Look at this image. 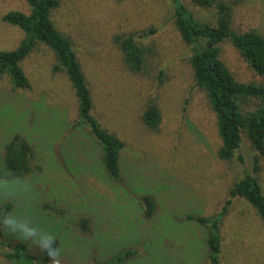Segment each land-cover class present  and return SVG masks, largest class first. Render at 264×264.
I'll return each mask as SVG.
<instances>
[{"label": "rangeland", "instance_id": "374dc122", "mask_svg": "<svg viewBox=\"0 0 264 264\" xmlns=\"http://www.w3.org/2000/svg\"><path fill=\"white\" fill-rule=\"evenodd\" d=\"M182 1L201 21L216 22L215 7ZM224 1L234 4L236 31L264 35V0ZM10 10L30 9L25 0H0V50L17 48L25 36L2 20ZM52 19L73 40L95 115L125 142L123 183L106 176L102 148L89 128L73 129L79 119L73 87L65 72H54V53L38 43L21 64L31 89H13L8 76L0 83V162L5 144L19 133L35 145L42 168L17 181L0 180V215L11 202L10 214L58 238L60 264H92L131 248L137 255L127 264H207V230L186 216L220 213L247 172L264 189V155L243 133L236 157L226 162L217 156L216 116L194 83L191 49L180 40L172 0H61ZM118 34H134L148 48L143 73L124 64L114 43ZM221 58L239 81L264 83L232 44L222 45ZM153 100L162 115L154 132L141 120ZM256 105L252 101L243 110ZM144 195L157 199L151 219L144 216ZM3 233L4 240L27 242L31 253L41 252L4 227ZM221 236L222 264H264V224L246 199H233ZM0 264L13 263L0 256Z\"/></svg>", "mask_w": 264, "mask_h": 264}, {"label": "trees", "instance_id": "16d2710c", "mask_svg": "<svg viewBox=\"0 0 264 264\" xmlns=\"http://www.w3.org/2000/svg\"><path fill=\"white\" fill-rule=\"evenodd\" d=\"M118 2L122 0H116ZM202 8L217 9L216 22H203L182 0H172L173 19L180 40L189 46L188 57L194 83L207 95L216 116L217 133L221 144L217 156L222 161H231L241 148L243 133H246L254 149L264 155V83L241 82L222 60V45L230 43L240 53L253 72L264 80V35L257 30L238 32L233 27L234 4L224 0H192ZM29 12L10 10L2 20L21 29L25 36L17 48L0 50V83L5 76L10 78L13 89H31L22 62L35 50L38 43L46 45L55 55L54 72H65L78 101V121L73 129L87 126L89 133L102 148V163L106 176L115 184L123 183L122 153L125 142L95 115V100L86 73L81 64L73 40L56 26L52 19L54 10L61 6V0H25ZM155 30H152L154 32ZM114 43L122 54L124 64L135 73H143L147 63L148 48L134 34L117 35ZM256 101L251 110L243 106ZM141 120L148 130L159 129L162 121L161 109L156 101L149 102L141 114ZM0 162V180L14 181L29 177L42 167L37 164L35 145L22 134H15L4 147ZM240 159L242 157L239 156ZM244 198L255 209L264 224V189L259 178L245 173L229 190V198L223 210L210 217L189 214L186 219L207 230V264H222L221 223L234 198ZM146 219L153 218L158 209L156 197L142 196ZM13 208L7 202L1 211L10 213ZM55 215V214H54ZM87 219L80 224L87 231ZM0 224V256L13 264H51L44 252L33 254L27 242H11L3 238ZM56 247L59 239L55 238ZM137 255L133 248L115 257L92 264H127Z\"/></svg>", "mask_w": 264, "mask_h": 264}, {"label": "clouds", "instance_id": "9594fccd", "mask_svg": "<svg viewBox=\"0 0 264 264\" xmlns=\"http://www.w3.org/2000/svg\"><path fill=\"white\" fill-rule=\"evenodd\" d=\"M0 224L4 229L18 234L22 239L32 241L42 252L46 253L52 264H60L59 249L53 235L38 230L28 221L17 218L10 213L0 215Z\"/></svg>", "mask_w": 264, "mask_h": 264}]
</instances>
